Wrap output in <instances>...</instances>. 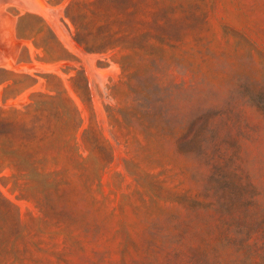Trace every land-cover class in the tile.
<instances>
[{"label": "rangeland", "instance_id": "1", "mask_svg": "<svg viewBox=\"0 0 264 264\" xmlns=\"http://www.w3.org/2000/svg\"><path fill=\"white\" fill-rule=\"evenodd\" d=\"M161 1L170 7L168 14L159 15L160 21L181 38L157 47L156 62L146 71L140 57L128 55L123 70L116 50L91 52L78 44L64 13L70 0H0L1 18L10 19L15 41L12 49L0 31V105L20 106L32 91L52 92L50 86H63L81 111L82 127L91 116L111 146L108 155L95 151L78 167L63 155L57 164L50 161V167H33L50 173L59 195L55 187H44V177L28 183L14 176L21 167H0V264H197L186 256L176 258L173 247L177 243L185 248L201 237L191 231L176 241L172 222L161 215V207L170 203L152 201L138 178L145 170L160 172L171 186L182 180L179 174L169 178L171 169L209 166L200 158L176 153L155 126L145 141L138 121L129 125L120 122L119 115V120L108 116L106 106L131 101V83L146 84L153 98L162 81L169 88L184 79L187 87L175 98L185 109L183 119L229 101L235 109L226 114L237 121V132L216 143L237 149L244 166L256 169L264 183V110L259 102L264 92V0ZM139 17L151 15L141 12ZM44 23L68 51L66 59L44 53ZM74 68L87 79L91 110L73 89L69 77ZM14 78L22 83L12 85ZM153 108L159 107L153 103ZM150 118L156 125L157 118ZM80 134L77 141L86 156ZM44 191L49 199L44 200ZM206 231L212 253L225 264H264V239L259 235L251 237L254 244L235 246L221 243L219 233Z\"/></svg>", "mask_w": 264, "mask_h": 264}, {"label": "trees", "instance_id": "2", "mask_svg": "<svg viewBox=\"0 0 264 264\" xmlns=\"http://www.w3.org/2000/svg\"><path fill=\"white\" fill-rule=\"evenodd\" d=\"M169 7L170 4L161 0H70L64 13L74 26L73 38L86 51L116 50L119 53L117 61L123 70L127 56L132 54L144 59L142 69L147 71L156 62L157 47L173 45L172 41L181 38L167 22L160 21L159 15L168 14ZM141 12H148L151 18L139 17ZM43 42L46 55L55 56V60L67 58L68 51L45 23ZM74 70L69 77L73 89L91 110L92 97L87 79L82 70ZM21 77L32 78L28 74ZM21 80L14 78L12 85L21 84ZM186 85L183 79L168 88L162 81L152 98L146 84L131 83V101L117 107L108 105L106 110L108 116L116 120L119 115L120 122L133 125L138 121L145 141L155 126V130L171 141L176 153L200 158L208 164L209 167H179V172L171 169L169 178L179 174L182 179L171 186L160 178V172L145 170L138 180L152 201L170 203L168 207H161V215L172 222L177 231L176 241L191 231L201 237L198 243L182 249L174 243L176 258L186 256L197 264H225L219 255L212 253L206 230L222 235L221 243L235 246L254 244L250 241L253 235L264 239V183L256 169L244 166L237 149H222L216 143L223 136L234 137L237 132V121L226 114L232 113L235 107L229 101L226 104L218 101L208 106L213 110L183 119L180 115L185 109L175 98L179 96L178 92L185 91ZM50 91H32L29 101L20 106L0 105V167H21L14 176H20L28 183L44 177V187H55L59 195L50 173L33 167H50L48 163L57 164L58 156L62 155L78 167L89 161L95 151L108 155L111 146L92 123L91 116L89 124L82 127L81 111L66 88L50 86ZM6 97L4 95V101ZM259 100L260 108L264 110V92ZM153 103L159 107L158 111L154 110ZM141 111L145 115H141ZM153 116L157 118L156 125L150 118ZM78 133H81L83 148L88 151L86 156L80 152ZM136 141L143 145L139 139ZM61 167H67V164ZM183 182L186 185L180 186ZM46 199L49 196L44 191ZM248 261L256 262V259Z\"/></svg>", "mask_w": 264, "mask_h": 264}, {"label": "bare ground", "instance_id": "3", "mask_svg": "<svg viewBox=\"0 0 264 264\" xmlns=\"http://www.w3.org/2000/svg\"><path fill=\"white\" fill-rule=\"evenodd\" d=\"M32 5V4H31ZM33 6V5H32ZM35 8V7H34ZM1 12H0V18H1ZM1 20L3 21L2 24H0V31L3 32L5 35V39L10 43V47H14L15 41H14V34L12 30V23L10 19L7 17V15H4ZM16 49V48H15ZM13 52V51H12ZM12 55V54H10ZM11 57V56H10ZM12 58V57H11ZM10 60V59H9ZM2 65V64H1ZM22 65V64H21ZM20 65V66H21ZM25 67V66H24ZM23 67V68H24Z\"/></svg>", "mask_w": 264, "mask_h": 264}]
</instances>
